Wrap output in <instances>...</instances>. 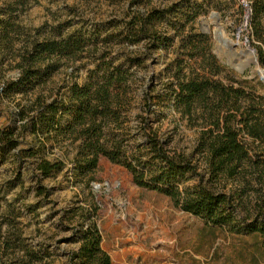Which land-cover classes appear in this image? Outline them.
I'll use <instances>...</instances> for the list:
<instances>
[{"label":"trees","instance_id":"16d2710c","mask_svg":"<svg viewBox=\"0 0 264 264\" xmlns=\"http://www.w3.org/2000/svg\"><path fill=\"white\" fill-rule=\"evenodd\" d=\"M26 2L0 0V98L32 95L16 103L12 119L0 129V162L11 160L20 176L21 163L34 159V196L46 198L49 191L40 182L64 170L56 152L67 154L71 147L66 173L75 179H89L106 159L125 169L136 187L167 197L206 226L258 236L264 249V95L234 79L212 53L210 37L195 30L201 5L128 0L120 17L73 28L62 22L31 33L19 20ZM248 2L253 31L264 46V0ZM262 46L255 49L264 67ZM162 51L171 54L159 78L162 91L137 90L135 69ZM75 62L85 68L82 82L63 83L47 96L36 92ZM11 69L18 72L14 78L6 77ZM164 102L168 112L196 129L189 151L171 148L154 127L165 116ZM25 136L29 141L19 148ZM33 210L7 203L0 227L8 232H0V250L16 254L14 264H112L101 247L94 203L64 212L79 246L60 263L47 246L34 248L22 237L18 220Z\"/></svg>","mask_w":264,"mask_h":264},{"label":"rangeland","instance_id":"374dc122","mask_svg":"<svg viewBox=\"0 0 264 264\" xmlns=\"http://www.w3.org/2000/svg\"><path fill=\"white\" fill-rule=\"evenodd\" d=\"M175 1L178 0H153V5L163 6ZM195 1L204 9L193 26L195 30L204 31L210 37L212 53L234 72V79L253 84L257 93L264 95V82L255 74L252 76L255 65L253 56L247 52L248 46L254 49L258 61L255 47L262 46L253 31L248 0ZM127 2L27 0L19 20L31 33L62 22H70L72 28L89 26L122 16L128 7ZM211 13H216L219 19L211 17ZM213 33L231 41L220 45L217 55ZM170 57V53L162 51L148 58L142 68L135 69L137 90L155 87L161 92L163 86L159 78L164 74L163 69ZM81 64H67L36 92L47 96L63 83L72 80L82 82L85 68H81ZM17 75L16 70L6 72L8 78ZM27 97H16L14 101L0 98V129L12 119L16 103L25 104ZM160 110L165 116L159 118L154 127H159L163 137L170 140L171 148L189 151L197 137L196 129L188 127L171 109L168 112L166 102L160 105ZM28 141V136H25L19 148H25ZM63 151L66 150L56 152V156L65 162L64 170L40 182L49 191L46 198L34 196L38 183L34 159L21 163L20 176L16 175L17 165L11 160L0 162V224L7 216V203L22 210L25 206H33V211L25 212L18 220V229L30 246H47L56 263L65 261L64 255L79 246L72 237V224L64 218V212L76 204L88 206L94 203L99 208L97 223L102 234L101 247L112 264H264L260 237L236 235L223 228L206 226L200 219L176 209L167 197L136 187L125 169L103 158L89 179H75L66 173L73 155L72 148L68 147L67 154ZM19 178L20 184L14 187L15 180ZM0 232L2 235L8 232L5 225H1ZM14 257L16 254L10 250H0V264H14Z\"/></svg>","mask_w":264,"mask_h":264},{"label":"water","instance_id":"95a60500","mask_svg":"<svg viewBox=\"0 0 264 264\" xmlns=\"http://www.w3.org/2000/svg\"><path fill=\"white\" fill-rule=\"evenodd\" d=\"M249 15V12H248ZM211 17H216L217 19H219V17L217 16L216 13H211L210 14ZM203 33H206L204 31H202ZM237 33H240V30L237 29ZM214 35V33H213ZM237 37V36H236ZM215 41L217 42V44L215 45V54L217 55V53L220 50V45H227L230 44L231 41L224 38V37H215L214 36ZM237 39V38H236ZM246 42V41H245ZM234 46H237L238 43H233ZM247 52H250L253 56V63L255 65L254 69H252V76H254V74L258 77V79L260 81H262L264 79V69L259 65L257 58H256V53L255 50L250 48L249 46L247 47ZM228 66L232 67V65H230V63H227ZM235 70L240 71V69L238 67H234Z\"/></svg>","mask_w":264,"mask_h":264},{"label":"bare ground","instance_id":"6f19581e","mask_svg":"<svg viewBox=\"0 0 264 264\" xmlns=\"http://www.w3.org/2000/svg\"><path fill=\"white\" fill-rule=\"evenodd\" d=\"M214 36L215 37H219L220 35L219 34H216V33H214ZM250 53V52H249ZM251 54V53H250ZM252 55V54H251ZM263 82H264V79L262 80Z\"/></svg>","mask_w":264,"mask_h":264},{"label":"crops","instance_id":"0c3cea01","mask_svg":"<svg viewBox=\"0 0 264 264\" xmlns=\"http://www.w3.org/2000/svg\"><path fill=\"white\" fill-rule=\"evenodd\" d=\"M106 252V251H105Z\"/></svg>","mask_w":264,"mask_h":264}]
</instances>
